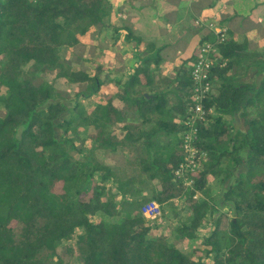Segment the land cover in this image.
<instances>
[{"label": "trees", "instance_id": "1", "mask_svg": "<svg viewBox=\"0 0 264 264\" xmlns=\"http://www.w3.org/2000/svg\"><path fill=\"white\" fill-rule=\"evenodd\" d=\"M112 10L111 0H0V264H264V0L248 15L222 13L241 32L229 29L222 42L201 32L196 53L170 75L161 47L141 49L143 37L127 33L139 55L124 81L102 80L100 68H76L62 54L84 51ZM206 41L220 57L197 124L208 157L186 187L174 171L194 103L192 64ZM106 83L116 93L92 108L65 102L62 85L84 84L90 98ZM240 166L214 200L209 177L223 186ZM183 197L189 214L169 223L171 236L152 232L141 206L158 201L162 218L164 204ZM200 234L201 247L183 248Z\"/></svg>", "mask_w": 264, "mask_h": 264}, {"label": "crops", "instance_id": "2", "mask_svg": "<svg viewBox=\"0 0 264 264\" xmlns=\"http://www.w3.org/2000/svg\"><path fill=\"white\" fill-rule=\"evenodd\" d=\"M193 1L185 0L178 5L174 0H111L113 10L106 25L95 28L86 38L96 37L95 55L99 56H96L95 68H100L102 80L120 77L124 81L134 71L139 54L134 49L133 40L125 38L127 33L143 37L141 49L146 42H154L161 47L164 58L161 71L164 75L174 74L176 66L196 53L201 32L210 30L205 24L200 29L196 24L198 18L225 25L221 23L222 13L234 10L248 15L256 0H218L215 6L199 14L192 9ZM226 27L231 31L237 30V34L241 32L237 22ZM255 32L251 30L248 34L253 36ZM116 91L115 84H103L101 93L94 95L96 103L103 101V94H115Z\"/></svg>", "mask_w": 264, "mask_h": 264}, {"label": "built area", "instance_id": "3", "mask_svg": "<svg viewBox=\"0 0 264 264\" xmlns=\"http://www.w3.org/2000/svg\"><path fill=\"white\" fill-rule=\"evenodd\" d=\"M196 24H205L207 28L213 30L219 42L227 38L228 28L224 25L205 18H198ZM219 59L216 45L210 41H206L200 46L197 58L192 64L191 74L194 81V103L190 106V115L186 119L188 130L181 140L184 157L174 171L175 177L180 179L186 187L193 186L194 174L203 167V163L208 157L207 152L197 144L199 140V127L197 124L199 121H205L207 118L204 100L212 91L209 74L211 68ZM209 111L212 110L210 109ZM141 213L146 218L148 224L154 226L161 218L163 210L158 201L149 200L141 206Z\"/></svg>", "mask_w": 264, "mask_h": 264}, {"label": "rangeland", "instance_id": "4", "mask_svg": "<svg viewBox=\"0 0 264 264\" xmlns=\"http://www.w3.org/2000/svg\"><path fill=\"white\" fill-rule=\"evenodd\" d=\"M87 43H86V47L84 48V51H78L76 54L72 52L71 48H64L62 49V54L66 56V58H68L70 61H72V63L74 64V66L76 68H85L87 70H90L92 73L95 72V60H96V56L98 57L99 55H95L96 52V37L94 35H92L89 39H86ZM98 42V41H97ZM84 52V53H83ZM258 79H260V77H258ZM63 87V91L65 93H68L69 96L68 98L65 100V102L67 103V105L69 107H71L72 105H74V103L76 101L79 100V102L81 104H83L86 108H92L95 105L96 99L95 96H91L90 98H85L84 94H82L85 91V85H77V84H72V85H62ZM77 93L81 96H78ZM2 106V104L0 103V107ZM239 121V120H238ZM237 126V127H236ZM238 127H242L238 122L237 125L235 124V128L237 130ZM91 145H88V147H90ZM107 161H112V158H107ZM118 163V162H116ZM245 170V167L240 166L238 168V170H236L233 174V176L223 185L220 186L219 184H217L216 179L213 176H210L208 179V184L211 187L212 190V196L215 197L214 200L219 201L220 198L223 195L224 190L231 185V183H233L234 178L242 171ZM150 191L148 190V193ZM196 197H203L202 193L200 191L196 192ZM183 198H179V199H175V200H171L167 203L164 204L163 209H164V216L162 218H160L157 222H156V227L153 226L154 229H152V232H164L166 234H169V236H171L172 234V229L169 226L170 222H174L175 220H179V222L183 221L187 215L189 214V212L185 209H183ZM219 209L220 210H224V211H229L230 214V218H233V213L232 211L229 210V207L227 205H219ZM215 217L218 216V213L216 212ZM101 217L99 215L94 217V220L100 219ZM176 223V222H175ZM178 223V222H177ZM176 223V224H177ZM208 229L210 230L211 228V224H207ZM202 238L203 235L200 234V236L195 239L194 241H189L188 243L183 244V248L184 249H188L190 250L191 248H199L202 246Z\"/></svg>", "mask_w": 264, "mask_h": 264}, {"label": "water", "instance_id": "5", "mask_svg": "<svg viewBox=\"0 0 264 264\" xmlns=\"http://www.w3.org/2000/svg\"><path fill=\"white\" fill-rule=\"evenodd\" d=\"M234 224H235V227H236L238 230H240L239 226L235 223V221H234ZM242 234H243L244 236H248V235H249L248 232H242Z\"/></svg>", "mask_w": 264, "mask_h": 264}]
</instances>
